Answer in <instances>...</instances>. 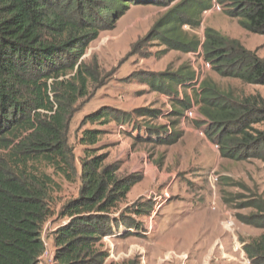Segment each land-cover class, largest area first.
Instances as JSON below:
<instances>
[{"label":"trees","instance_id":"16d2710c","mask_svg":"<svg viewBox=\"0 0 264 264\" xmlns=\"http://www.w3.org/2000/svg\"><path fill=\"white\" fill-rule=\"evenodd\" d=\"M155 1L0 0V264H40L46 249L41 229L53 215L50 197L60 190L52 175L70 183L77 176L66 133L74 105L87 96L91 70L80 58L99 32L113 29L127 5ZM192 1L195 5L181 2L168 11L159 22L155 40L184 53L201 51L213 72L223 79L264 87V59L238 41L212 29L205 30L201 45L186 38L181 29L191 21L185 20V15L195 16L210 8V0ZM218 3L241 29L264 36V0ZM195 78L182 68L170 74H149L145 84L172 101L175 118L183 117L192 107L186 95L178 100V89L193 90L205 135L217 144L221 159L264 164L263 99L259 95L234 98L203 81L196 94L192 87ZM150 113L156 116L160 111ZM111 120L122 126L129 117L99 112L86 118L88 123L100 125ZM150 133L162 132L150 129ZM101 137L97 129L81 133L84 156L80 159L78 196L58 212L61 224L52 233L51 264H114L107 262L103 240L120 230V236L139 231L141 223L129 215L145 217L153 209L150 202L121 209L142 177L121 176L117 165H106L107 156L96 148ZM178 138L173 131L154 142L170 145ZM241 209L255 213L238 215V221L260 231L243 243V252L250 264H264V201L249 200Z\"/></svg>","mask_w":264,"mask_h":264},{"label":"rangeland","instance_id":"374dc122","mask_svg":"<svg viewBox=\"0 0 264 264\" xmlns=\"http://www.w3.org/2000/svg\"><path fill=\"white\" fill-rule=\"evenodd\" d=\"M189 1L195 5L192 0H156L151 5H127L113 29L99 32L80 58L91 70L87 96L74 105L66 133L77 176L70 183L52 175L60 190L50 197L53 215L41 229L47 255L42 256L40 264H51L52 233L61 224L60 208L78 196L80 159L84 156L79 140L81 133L88 129L102 132L96 148L107 156L106 165H117L121 176L142 177L121 209L131 208L136 203L150 202L152 207L162 204L145 217L136 218L126 213L141 223L142 229L125 236H120L123 233L120 230L105 238L102 250L109 255L107 262L250 264L236 247L240 246L243 252V243L257 237L260 231L241 224L237 216L255 213L253 209H241L245 202L256 198L264 201V164L257 160L221 159L219 151L213 148L214 143L205 135L201 116L197 120L172 117L171 111L175 109L172 101L145 84L149 74H170L183 68L191 71L194 78L196 73L201 77L192 85L196 94L203 81L234 98L259 95L264 101V87L223 79L212 67L203 69L206 61L201 51L184 53L155 40L159 22L168 11ZM213 5L219 6V10H212ZM209 6V10H202L195 16L185 15V20L196 22V25L189 23L182 27L187 39L200 42L205 30L212 29L264 59V36L241 29L235 19L226 15L225 6L218 0H210ZM193 93L189 88H179L178 100L186 95L198 111ZM155 110L160 114L153 116L150 112ZM99 112H108L118 118L126 116L129 121L122 126H117L113 120L103 125L86 121L88 116ZM136 112L143 116L137 117ZM150 129H159L162 133H150ZM173 131L179 136L175 143L160 145L154 142ZM46 172L52 174L51 170ZM213 178H217L216 183L212 182ZM212 202L215 210L211 209ZM153 211L155 214L151 216ZM231 222L234 225L229 227Z\"/></svg>","mask_w":264,"mask_h":264},{"label":"built area","instance_id":"2783aa9c","mask_svg":"<svg viewBox=\"0 0 264 264\" xmlns=\"http://www.w3.org/2000/svg\"><path fill=\"white\" fill-rule=\"evenodd\" d=\"M211 7H212V10L215 9V8H217V9L219 10V6L213 5V6H211ZM208 10H209V9H208ZM202 40H203V39H202ZM201 68H202V66H201ZM204 68H206V69H210L211 66H210L209 63L206 62V63L204 64L203 69H204ZM201 71H202V70H201ZM197 79H198V80L201 79V77L198 76V73H196V78H195V80H194L193 82L196 83ZM193 82H192V83H193ZM197 117H200V115L198 114V111H197L195 108H193V107H191L190 109L186 110V111L184 112V115H183V119H194V120H197ZM213 148H214L215 150H218V146H217L216 143L213 144ZM216 181H217V178H213V179H212V182H213V183H216ZM161 205H162V204H158V203H157V204L153 207L154 210H158V209L161 207ZM211 209H212V210H215V203H214V202H212V204H211ZM154 214H155V213H154V211H153V213H152L151 216H153ZM233 225H234L233 222H231V223L228 224L229 227H232ZM219 250H221V248H219ZM236 250L241 252V256H244L245 253L241 251V247H240V246H237V247H236ZM45 255H47V250H46V249H45V252L43 253L42 256H45ZM249 262H250V261H249Z\"/></svg>","mask_w":264,"mask_h":264},{"label":"clouds","instance_id":"9594fccd","mask_svg":"<svg viewBox=\"0 0 264 264\" xmlns=\"http://www.w3.org/2000/svg\"><path fill=\"white\" fill-rule=\"evenodd\" d=\"M202 39H203V40L200 41V45L203 43V41H204V37H203Z\"/></svg>","mask_w":264,"mask_h":264}]
</instances>
